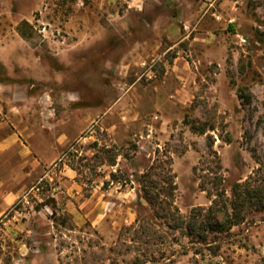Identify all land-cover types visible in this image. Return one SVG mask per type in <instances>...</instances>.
I'll return each mask as SVG.
<instances>
[{
    "label": "rangeland",
    "instance_id": "1",
    "mask_svg": "<svg viewBox=\"0 0 264 264\" xmlns=\"http://www.w3.org/2000/svg\"><path fill=\"white\" fill-rule=\"evenodd\" d=\"M9 135L0 264H264V210L188 235L264 171V0H4Z\"/></svg>",
    "mask_w": 264,
    "mask_h": 264
},
{
    "label": "trees",
    "instance_id": "2",
    "mask_svg": "<svg viewBox=\"0 0 264 264\" xmlns=\"http://www.w3.org/2000/svg\"><path fill=\"white\" fill-rule=\"evenodd\" d=\"M206 131L207 129L203 128L200 132L206 133ZM220 181L222 182V180ZM202 187L203 190H206L205 186ZM143 191L145 199L151 206L155 209L161 208L163 211L168 210L169 213H172L171 206L168 209L165 208L162 202L157 201L150 195L147 187H144ZM214 197L199 227L193 225L189 229L188 235L201 240L199 241L201 243H205L208 240V231L217 233L229 231L234 225L243 222L249 210H264V171L259 167L245 181L233 184L231 197H227L224 189L217 191ZM200 210V215H202L203 209ZM175 219L178 222L180 221V223L172 228L176 230L183 228L181 224V221L183 222L182 218L178 215Z\"/></svg>",
    "mask_w": 264,
    "mask_h": 264
},
{
    "label": "crops",
    "instance_id": "3",
    "mask_svg": "<svg viewBox=\"0 0 264 264\" xmlns=\"http://www.w3.org/2000/svg\"><path fill=\"white\" fill-rule=\"evenodd\" d=\"M138 1V0H137ZM3 3L4 0H0V13L3 7ZM14 144L13 138L9 135L7 137H0V173H7V164L4 163L5 158L7 157V155L9 154L12 146ZM13 173L11 172L10 175H12ZM11 190L8 191V193H6V197L7 200L4 203V206L1 207L0 204V214L3 213V211L7 210L9 207V204H11L15 199H16V193L11 192L12 194L10 195ZM2 184H0V197L2 194Z\"/></svg>",
    "mask_w": 264,
    "mask_h": 264
}]
</instances>
